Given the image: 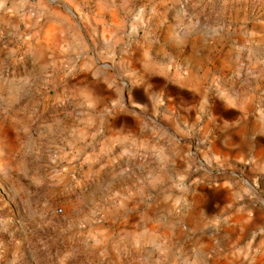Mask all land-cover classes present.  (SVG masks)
<instances>
[{"label":"rangeland","instance_id":"obj_1","mask_svg":"<svg viewBox=\"0 0 264 264\" xmlns=\"http://www.w3.org/2000/svg\"><path fill=\"white\" fill-rule=\"evenodd\" d=\"M87 3L0 0V264H264V0Z\"/></svg>","mask_w":264,"mask_h":264},{"label":"crops","instance_id":"obj_2","mask_svg":"<svg viewBox=\"0 0 264 264\" xmlns=\"http://www.w3.org/2000/svg\"><path fill=\"white\" fill-rule=\"evenodd\" d=\"M67 1L69 2L71 0H67ZM72 1L77 2V4H71V5L74 6V8H76V10H78V12L81 15L82 13L89 11L90 13L89 18L87 17L86 21L84 20L87 28L90 23L98 19V16L101 21H103L105 24H108V6L107 5H92L91 3L85 4L86 2H89L90 0H72ZM97 12L100 15H97ZM57 13H59L58 10H57ZM60 15H61L60 21H58V23H59L60 34L62 35L63 42H64L63 46H64V49L66 50V53L69 55H74V56H82L84 54V51L81 48L82 40H81L80 34L77 31L75 32V29L73 30L65 14L61 13ZM147 47L148 48H146L145 46H141V44L138 45V47H136L135 49V52H133L130 55V59L133 62H136V63L141 62L143 65L145 64V67L147 69L151 68L154 71H156L157 68L155 67L156 65H155L154 56L152 54V51L150 50V46H147ZM142 50H144L145 53H144V56L141 57L139 53H141ZM89 90H91L90 93L95 91L94 89H89ZM208 192H212V195H209V193L207 195L204 193H197L198 196L197 198H194L190 212L182 216L180 220H178V222L179 221L180 222L192 221V219L194 218V214L197 212L200 216L195 214L196 220L200 224V227H203L204 224L206 223L205 219L203 218V214H205V211H206V206L210 205L213 202H216V200L218 199L216 198V196L218 194H224L225 196H227L229 193L227 188L224 186H220L219 188L215 187L214 189L208 190ZM217 201H220V199H218ZM216 205H219V204H216ZM233 208H236V206H234ZM183 217L185 218V220L182 219ZM249 219H250L249 214L243 215V214H240L237 210L231 216L226 217L224 221L225 223L224 228H223V238H224L225 243L232 246L234 243V240H232V238L235 236L237 230H239L238 226L242 225L243 223H246ZM205 241H206V238H203V236L198 237V242H200L201 245L202 244L205 245L204 244Z\"/></svg>","mask_w":264,"mask_h":264}]
</instances>
